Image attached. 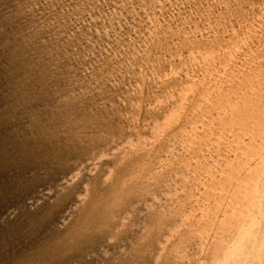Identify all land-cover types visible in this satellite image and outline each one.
<instances>
[{
    "label": "rangeland",
    "instance_id": "1",
    "mask_svg": "<svg viewBox=\"0 0 264 264\" xmlns=\"http://www.w3.org/2000/svg\"><path fill=\"white\" fill-rule=\"evenodd\" d=\"M0 264H264V0H0Z\"/></svg>",
    "mask_w": 264,
    "mask_h": 264
}]
</instances>
